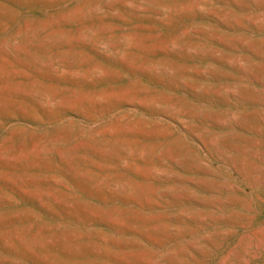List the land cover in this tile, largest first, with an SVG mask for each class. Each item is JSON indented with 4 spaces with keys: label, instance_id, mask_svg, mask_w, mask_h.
Here are the masks:
<instances>
[{
    "label": "rangeland",
    "instance_id": "rangeland-1",
    "mask_svg": "<svg viewBox=\"0 0 264 264\" xmlns=\"http://www.w3.org/2000/svg\"><path fill=\"white\" fill-rule=\"evenodd\" d=\"M0 264H264V0H0Z\"/></svg>",
    "mask_w": 264,
    "mask_h": 264
}]
</instances>
